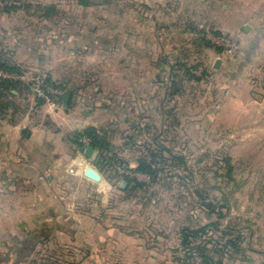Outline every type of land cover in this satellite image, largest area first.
<instances>
[{"label":"rangeland","instance_id":"374dc122","mask_svg":"<svg viewBox=\"0 0 264 264\" xmlns=\"http://www.w3.org/2000/svg\"><path fill=\"white\" fill-rule=\"evenodd\" d=\"M93 1L92 5H108L95 13L104 12L105 27L113 36L124 28V20L130 30L147 11L144 5H153L152 0ZM254 2L173 0V5H182L176 15L181 29L173 37L177 55L168 58L165 54L170 65L158 80L154 111L144 105V99L139 100L143 90H123L119 55L103 60L106 73L99 82L86 83L85 73L95 71L98 58H87L94 64L85 66L84 59L75 54L74 39H64L61 51L52 54L51 59L61 63L54 81H46L45 73H26L30 83L39 75L63 92L55 101L56 108H61L63 96L75 91V86L79 87L77 95L83 96L99 85L108 97L107 111L96 110L104 147L95 148V157H87L82 164L69 162L72 142L83 152L90 138L82 136L79 144L77 134L82 130H71L49 115L48 103L40 104L32 87L17 78L19 88L0 97L11 104L4 111L6 117L0 118V135L12 137L16 126H31L44 130L46 138L9 139L8 144H0V264H75V227L84 226L94 228L96 242L107 237L112 245L124 241L127 231L133 239L142 236L148 242L181 243L176 253L193 264L207 263L197 250L193 258L186 255L180 231L184 226L217 223L218 228L208 226L207 233L192 239L194 244L217 246L222 258L219 255L211 264L220 259L222 264L244 260L252 248L264 251V40L248 39L244 30L246 24L256 31L264 28V5ZM76 5V0H0V52L15 60L7 33L17 24L34 32L44 23L42 33L74 36L75 24L85 17ZM48 6H55V13L47 15ZM7 7L11 10L2 11ZM215 7L224 20L238 13V29L226 32L207 23ZM91 13L86 17L91 18ZM149 15L146 22L152 31ZM162 28L159 34L164 41L167 31ZM184 28L189 29L188 37L181 33ZM213 33L232 36L235 42L216 44L210 38ZM218 59L225 64L216 68ZM130 60L141 65L136 57ZM183 62L194 76L181 72ZM75 79L76 85L70 82ZM27 113L29 119H25ZM18 146L28 152L27 163L42 169L45 181L30 178L33 168L26 178L11 176L8 151ZM150 150L154 152L152 166L158 170L156 178L136 170L137 160L151 154ZM61 159L66 166L60 168ZM88 168L97 174L87 173ZM75 210L81 212L76 224ZM87 211L89 217L83 214ZM98 227H109L108 235ZM140 227L143 234L137 231ZM230 238L237 244L234 250L226 247Z\"/></svg>","mask_w":264,"mask_h":264},{"label":"crops","instance_id":"0c3cea01","mask_svg":"<svg viewBox=\"0 0 264 264\" xmlns=\"http://www.w3.org/2000/svg\"><path fill=\"white\" fill-rule=\"evenodd\" d=\"M238 1L252 3V0ZM152 3L153 5H144L147 11L144 10L140 14L141 19L131 24L132 28L130 30L127 27V19L124 20V28L115 36L111 35L109 33L110 30L105 27L106 19L102 18L104 17L102 16L104 12L95 13L98 10L104 11L108 8V5H81L78 3L76 9L83 12L85 17L89 15L88 13L90 11H94V13H91V18L84 17L81 19L82 23L75 24L74 36L70 34H54L53 31H50V33H47V31L42 33V29H45L44 23V25L41 23L43 27L42 25L36 27L34 32L22 24L13 25L12 30L7 35L10 36V48L15 55V61L24 70L20 75L24 74L27 78L26 73H45L47 79L54 81L55 72L61 63L55 57L51 59L52 54L55 51H61L59 48L64 45V39H74L75 54L77 52L79 58L84 59L83 63L85 66L94 64V61L93 63L86 61L87 58L92 60L98 58L96 62L97 67L94 68L95 71L85 73L83 80L86 83L99 82L102 75L106 73L103 65L106 62L103 60L107 56L119 55V71L124 74L121 77L124 81L123 90L127 93L132 92L134 89L143 90L144 94L141 95L143 97H140L139 100L144 99V105L148 104L146 107L153 108L154 111V104L158 101L156 100L158 97L156 93L159 89L158 80H160L164 67H169L170 65L168 59H164L166 57L165 54H167L168 58L177 55V43L173 37L175 32L181 29L180 22L178 23L176 21V15L182 5H173V0H152ZM254 3L255 5H264V0H256ZM193 6L199 5H186L187 8ZM202 6L206 7V5ZM207 7L209 8L210 5ZM150 9L152 13H149ZM148 15L153 24L152 31L146 22ZM231 18V20H224V14L218 13L215 7V11L212 10L211 16L206 19V22L229 32L237 30L240 26V16L238 13L232 12ZM161 27H163L162 29L164 31H167V38L164 41L160 39L159 29ZM244 30L248 33V39L254 40L255 42L258 39L264 40V28L256 31L253 27L246 24ZM181 31L186 37L190 34L188 28H184ZM165 44L167 45L165 46ZM134 57L141 61V65L140 62L135 63L136 65L132 63L130 59ZM224 64L225 62H222V65ZM219 72L222 73V69ZM13 74L19 75L18 73ZM133 74L136 75L135 79H133ZM13 79L17 78L15 77ZM70 82L76 85L77 79ZM78 88V86H75V91L70 90L71 101L67 107H63L62 105L61 108H56L53 105L47 104L45 107L49 115L57 120H62L71 130H84L89 126L100 127L98 124H101V121L96 117V110L102 109V111H107L104 104L105 99L108 97L99 85H95L92 94H84L83 96L77 95L76 90ZM235 90H233V93L236 92ZM81 98L82 100H80ZM261 110L264 113V105L261 107ZM29 115L25 116V119H29ZM24 127L29 128V130L23 131ZM11 128H14V126H11ZM15 128L18 131L13 133L12 137L10 135L8 136V134L5 136L0 135V144L3 142L8 144L9 139L12 142L13 140L20 139L26 141L27 139L35 140L38 138L44 140L46 138L45 131L38 128L36 129L31 126H22L19 128L16 126ZM72 143H74V145L72 144L73 154L71 153L72 156H70L69 162L70 164H74V166L76 161L78 164H82L87 157L84 155V151H78L75 141ZM11 149L10 152L8 151L10 153L9 159H11L8 170L12 171V173L10 172L11 176L26 178L28 171L33 168L34 170H32L30 178L37 183H42L46 180L47 177L41 168L35 166V164L27 163L30 160L28 158L29 154H27L28 152L25 149H22L21 146ZM62 162H64L63 159L59 161L60 168L61 166H66ZM44 212L48 213V211ZM46 213L42 214V217H46ZM80 213L79 210H75V216L72 215L75 217V224L79 222L78 219L81 217ZM83 214L87 217L90 216L88 211ZM140 228L137 231H141L143 234L144 228ZM95 229L107 231L108 235L109 227H98ZM93 230L94 228L88 226L75 227V264H193L191 259L182 260L180 253H176L181 243H170L169 241L162 243L160 240L157 242H148L142 236H136L133 239L132 235L128 236L130 232L126 229L127 236L123 238L124 241L112 245V243L110 244L108 242L109 238L107 237L103 238V241L96 242L92 237ZM139 235L141 234L139 233ZM252 251V253H249V257H246L244 260H231L226 264H264V251L256 248H252Z\"/></svg>","mask_w":264,"mask_h":264},{"label":"trees","instance_id":"16d2710c","mask_svg":"<svg viewBox=\"0 0 264 264\" xmlns=\"http://www.w3.org/2000/svg\"><path fill=\"white\" fill-rule=\"evenodd\" d=\"M79 4L81 5H92L93 3H95L93 0H76ZM13 8V7H11ZM47 15L52 14L53 12L55 13L56 8L55 6H48L45 8ZM5 10H11L9 7H7V9H2V11ZM206 45H210L209 42H206ZM8 54H5L4 52H0V69L4 72H8V73H18L21 74L23 73V69H21L20 65L11 57H8ZM180 69H182L181 72H185L188 75H193V73H191L189 71V66L187 64V62H183L180 66ZM198 78V77H197ZM46 81H49V79H46ZM176 83V82H175ZM21 85V82L18 79H13V78H9V77H4L0 80V97H4L5 96V92L7 91H12L13 88H16L18 86ZM53 86H55L54 83H52ZM19 88V87H18ZM177 89H174V91ZM43 102H45L43 99H39V103L42 104ZM11 104L9 103V101L7 103H3L2 100L0 99V118L4 119L6 117L5 115V110L8 109V107ZM5 111V112H4ZM4 114V115H3ZM13 114H11L12 116ZM13 121V120H11ZM100 130L98 128H96L95 126H89L87 128H85L82 131H79L77 134V141L79 144L82 143L81 141V137L82 136H88L90 138V145H92L94 148H99V149H103L104 147V142L102 140V136L100 135ZM151 154H146L144 156H142L140 159L137 160V168L136 170L142 173H146L149 175H152L153 178L157 177L158 174V170L153 167V162L154 160L152 159L154 156V152L153 150H150ZM138 182V181H137ZM139 184H141L139 182ZM214 227V228H218L217 223H209L206 226H201L198 228H192L189 226H184L182 227V229L180 230L182 232V244L187 247V252L186 255L193 258L194 255V251L197 250L199 251V255L201 256V258L203 259V262L208 263H214L216 261V259L218 257L222 255L218 254V249L217 246L214 245V248H209L208 245L206 246V244H194L192 239H197V237L199 235H202L204 233H207V227ZM227 232L228 235H231L228 231H224ZM222 246V245H220ZM237 246V244L235 243V241L233 239H228L226 241V247H230L232 250L235 249V247ZM219 251L222 253L224 251H222L221 249H219ZM220 255V256H219ZM223 260L220 259V261L218 262V264H222Z\"/></svg>","mask_w":264,"mask_h":264},{"label":"built area","instance_id":"2783aa9c","mask_svg":"<svg viewBox=\"0 0 264 264\" xmlns=\"http://www.w3.org/2000/svg\"><path fill=\"white\" fill-rule=\"evenodd\" d=\"M12 3L16 4L17 2L13 1ZM210 38L216 44L230 45L232 44V42L233 43L235 42V39L232 36L227 37L223 34H218V33H213L210 36ZM0 76L9 77V78H15V77L19 78L20 80L29 84L32 87V89L36 92V95L39 99H43L45 102L53 106L56 105V102H55L56 99H58V97L62 96L63 94V92L60 89L49 85L47 82H45V79L39 75L36 77V79L32 83H30L27 80L24 74L15 75L13 73L4 72L0 69Z\"/></svg>","mask_w":264,"mask_h":264},{"label":"water","instance_id":"95a60500","mask_svg":"<svg viewBox=\"0 0 264 264\" xmlns=\"http://www.w3.org/2000/svg\"><path fill=\"white\" fill-rule=\"evenodd\" d=\"M221 62H222V60H221V59H218V60L216 61L215 67H216V68H219L220 65H221ZM62 101H63V107H67V106L70 104V101H71V93H70V92H67V93L63 96ZM27 130H29V128L24 127L23 131H27ZM84 155H85L86 157H88V158H94L95 155H96V150H95V148H94L92 145H90V144L86 145V147H85V149H84ZM92 170H93V169L88 168V169H87V173H88L89 171H92ZM93 171H94V170H93ZM94 172H95V171H94ZM95 173H96V172H95ZM96 174H97V173H96ZM97 176H98V175H97ZM98 177H99V176H98Z\"/></svg>","mask_w":264,"mask_h":264}]
</instances>
